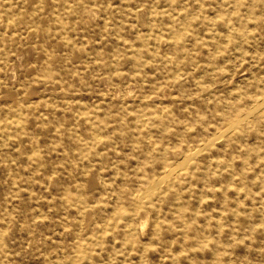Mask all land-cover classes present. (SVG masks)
Masks as SVG:
<instances>
[{
  "label": "rangeland",
  "instance_id": "374dc122",
  "mask_svg": "<svg viewBox=\"0 0 264 264\" xmlns=\"http://www.w3.org/2000/svg\"><path fill=\"white\" fill-rule=\"evenodd\" d=\"M0 264H264V0H0Z\"/></svg>",
  "mask_w": 264,
  "mask_h": 264
},
{
  "label": "bare ground",
  "instance_id": "6f19581e",
  "mask_svg": "<svg viewBox=\"0 0 264 264\" xmlns=\"http://www.w3.org/2000/svg\"><path fill=\"white\" fill-rule=\"evenodd\" d=\"M215 16H216V15H215ZM245 17H246V16H244V18H245ZM246 28H247V27H246ZM167 37H168V36H167ZM236 83H237V82H236ZM229 88H230V87H229ZM231 88H232V87H231ZM234 88H235V87H234ZM234 88H233V89H234ZM160 112H161V111H160ZM134 118H135V117H134ZM143 118H144V117H143ZM215 158H216V157H215ZM127 223H128V222H127ZM132 228L134 229V226H133ZM130 229H131V227H130ZM130 229H129V230H130ZM140 260H141V259H140ZM141 261H142V260H141Z\"/></svg>",
  "mask_w": 264,
  "mask_h": 264
}]
</instances>
